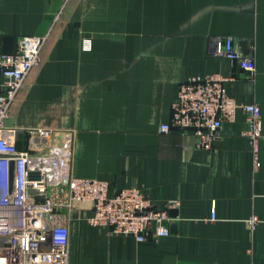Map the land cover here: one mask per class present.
Returning a JSON list of instances; mask_svg holds the SVG:
<instances>
[{
  "label": "crops",
  "instance_id": "crops-1",
  "mask_svg": "<svg viewBox=\"0 0 264 264\" xmlns=\"http://www.w3.org/2000/svg\"><path fill=\"white\" fill-rule=\"evenodd\" d=\"M23 36L46 37L42 64L6 124L74 129L76 177L107 181L111 197L137 188L171 216L169 236L140 242L76 210L68 264H264V0H0V53ZM227 38L253 56L254 79L215 54ZM206 75L233 78L229 96L260 106L259 167L242 112L211 150L161 131L181 84Z\"/></svg>",
  "mask_w": 264,
  "mask_h": 264
},
{
  "label": "built area",
  "instance_id": "built-area-1",
  "mask_svg": "<svg viewBox=\"0 0 264 264\" xmlns=\"http://www.w3.org/2000/svg\"><path fill=\"white\" fill-rule=\"evenodd\" d=\"M44 36L19 38L14 53H0V264H68L71 215L89 207L95 227L140 242L170 235L169 207H155L137 188L111 197L107 181L73 174L74 129H21L8 126L9 109L27 75L42 64ZM84 48L90 43L85 40ZM215 54L236 63L249 80L256 75L251 54L233 39L219 41ZM221 75L193 76L181 84L171 121L161 131L192 134L198 147L211 150L225 122L246 116L249 138L259 167L262 110L229 96ZM36 173L37 178H30ZM213 214V219H214ZM259 221L253 219L250 226Z\"/></svg>",
  "mask_w": 264,
  "mask_h": 264
},
{
  "label": "water",
  "instance_id": "water-1",
  "mask_svg": "<svg viewBox=\"0 0 264 264\" xmlns=\"http://www.w3.org/2000/svg\"><path fill=\"white\" fill-rule=\"evenodd\" d=\"M38 175L36 173H30V178H37Z\"/></svg>",
  "mask_w": 264,
  "mask_h": 264
}]
</instances>
